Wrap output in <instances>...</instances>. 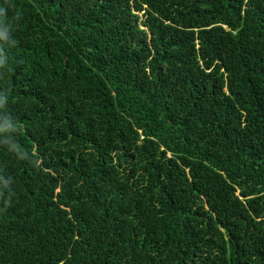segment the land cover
Returning <instances> with one entry per match:
<instances>
[{
	"label": "trees",
	"instance_id": "1",
	"mask_svg": "<svg viewBox=\"0 0 264 264\" xmlns=\"http://www.w3.org/2000/svg\"><path fill=\"white\" fill-rule=\"evenodd\" d=\"M0 264H264V0H0Z\"/></svg>",
	"mask_w": 264,
	"mask_h": 264
}]
</instances>
